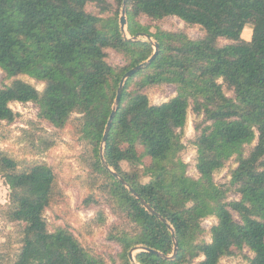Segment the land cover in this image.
<instances>
[{
	"label": "trees",
	"instance_id": "trees-1",
	"mask_svg": "<svg viewBox=\"0 0 264 264\" xmlns=\"http://www.w3.org/2000/svg\"><path fill=\"white\" fill-rule=\"evenodd\" d=\"M95 1L98 14L88 10L90 0H0V68L14 78L0 88V126L14 121V102L36 104L39 115L57 128L74 123L93 146L89 167L105 178L110 207L126 224H114L109 235L121 248V264H219L246 248L253 252L249 264H264V0H127V32L120 11L104 17L113 5ZM113 1L124 7V0ZM168 16L202 27L205 36L192 39L151 23ZM247 27L250 40L239 37ZM146 35L159 51L126 81L104 155L166 221L105 167L100 154L123 76L155 53L151 39H138ZM110 50L125 65H111ZM25 75L43 90L18 78ZM163 84L174 85L176 96L152 104L144 89ZM190 111L196 116L198 177L189 175L182 156ZM146 156L150 165L143 162ZM233 158L230 181L218 184L215 173ZM123 161L134 170H123ZM0 174L10 189L7 217L24 225L14 264H105L69 228H50L46 211L61 196L50 165L21 167L0 153ZM233 190L238 199L227 198ZM209 216L218 218L210 242L202 222ZM171 227L179 244L174 258L146 250L136 261L130 257L138 246L174 254Z\"/></svg>",
	"mask_w": 264,
	"mask_h": 264
},
{
	"label": "rangeland",
	"instance_id": "rangeland-1",
	"mask_svg": "<svg viewBox=\"0 0 264 264\" xmlns=\"http://www.w3.org/2000/svg\"><path fill=\"white\" fill-rule=\"evenodd\" d=\"M113 6L104 17H114L119 13V22L122 9H119L113 0H108ZM88 10L94 14L101 12L95 0H90ZM127 15V22H128ZM143 24H148L146 17L141 18ZM154 26L168 31H184L192 39H201L205 36V30L198 25H187L176 16H168L162 20L151 22ZM121 26V22H120ZM252 28L251 25H249ZM128 24L126 27L127 32ZM155 31V28L152 29ZM250 29H243L239 37L250 40ZM128 38H132L128 35ZM138 39L150 40L147 36ZM226 44V39L220 40ZM109 63L113 66L125 65L124 57L113 50L109 51ZM27 82L34 84L39 90L44 85L29 76H19ZM13 79H8L0 68V88L10 85ZM144 92L149 95L152 104L164 103L176 96L177 89L172 84H163L156 87H147ZM232 95V93H227ZM16 116L13 122L4 121L0 126V153L7 154L18 160L21 167L32 163H46L57 174L61 196L57 202L46 211V218L50 228L57 226L69 228L80 240L82 245L93 255L105 260V264H121L119 256L120 246L109 239L112 226L117 223L126 227L124 221L115 213L116 209L110 207L108 191L102 185L105 178L99 177L89 167L94 155L93 146L80 137L74 123L65 128H57L39 115L36 104L14 102L11 104ZM196 116L190 111L188 123L183 136L186 149L183 151V160L188 163V173L191 176H199L197 171V150L193 140L197 135L195 130ZM201 117L199 121L202 119ZM79 134V135H78ZM125 147V145H123ZM144 144H138V153L143 154ZM101 154V153H100ZM145 165L151 164V158H143ZM234 158L229 160L225 167L215 173V181L218 184H226L230 181L231 171L236 167ZM123 170L133 171L134 167L129 162L121 163ZM145 178L143 181H148ZM106 191V192H105ZM228 199H238L239 195L233 190L227 193ZM10 202V189L4 177L0 174V264H14L21 249L22 230L24 225L12 222L7 217V209ZM203 227L206 229L204 239L211 241L210 229L218 222L216 216L203 219ZM142 249L133 251V256ZM130 250V257H131ZM236 253L224 257L219 264H249V258L253 252L246 248L243 253ZM133 259V258H132ZM200 257L198 260H202ZM134 260V259H133ZM136 261V260H135ZM134 261V262H135Z\"/></svg>",
	"mask_w": 264,
	"mask_h": 264
},
{
	"label": "water",
	"instance_id": "water-1",
	"mask_svg": "<svg viewBox=\"0 0 264 264\" xmlns=\"http://www.w3.org/2000/svg\"><path fill=\"white\" fill-rule=\"evenodd\" d=\"M126 2L127 0H124V7L122 9V16H121V28L123 31H126V27H127V7H126ZM147 36V35H146ZM148 37V36H147ZM131 39V38H129ZM134 39H137L134 38ZM154 44V47H155V53L154 55L146 62V63H143V64H139L138 66L132 68L131 70H129L122 78L121 80V83H120V86H119V89H118V93H117V97H116V101H115V104H114V108H113V111L111 113V116L109 118V121H108V124L106 126V130H105V133H104V137H103V140H102V143H101V149H100V153H101V159H102V162L104 163L105 167L107 169H109L111 171V173L116 177L118 178L127 188H129V190L142 202V204L149 210L151 211L153 214H156L158 215L163 221H166L165 218L161 217L160 214H158L147 202L144 198H142V196L134 189L132 188L128 182L118 173L116 172L114 169H112L110 167V165L106 162L105 160V155H104V149H105V146H106V143L108 141V137H109V134H110V131H111V128H112V124H113V121H114V118H115V115L119 109V106H120V102H121V99H122V92H123V89H124V86H125V83L126 81L132 76L134 75L135 73H137L140 69H142L144 66H146L147 64H149L150 62H152V60L155 58V56L157 55L158 51H159V44L157 42H155L152 38H150ZM171 230H172V234H173V239H174V242H175V250H174V254L170 255V256H166L164 255L163 253L155 250V249H151V248H147V247H143V246H138V247H135L132 249V252H131V257L135 260L134 256H133V251L136 250V249H142V250H146V251H149V252H152V253H156V254H159L160 256L164 257V258H168V259H172L176 256L177 252H178V249H179V244H178V241L176 239V235H175V231L174 229L171 227ZM135 264H138L135 262Z\"/></svg>",
	"mask_w": 264,
	"mask_h": 264
},
{
	"label": "crops",
	"instance_id": "crops-1",
	"mask_svg": "<svg viewBox=\"0 0 264 264\" xmlns=\"http://www.w3.org/2000/svg\"><path fill=\"white\" fill-rule=\"evenodd\" d=\"M246 29H250V28L247 27ZM250 30H251V34H250V36H251L250 39H251L252 38L253 31H252V29H250Z\"/></svg>",
	"mask_w": 264,
	"mask_h": 264
}]
</instances>
